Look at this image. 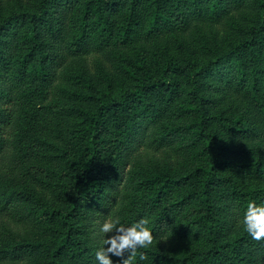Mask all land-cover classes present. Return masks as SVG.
<instances>
[{
    "label": "trees",
    "instance_id": "trees-1",
    "mask_svg": "<svg viewBox=\"0 0 264 264\" xmlns=\"http://www.w3.org/2000/svg\"><path fill=\"white\" fill-rule=\"evenodd\" d=\"M250 201L264 0H0V264H98L100 226L141 218L130 264H264Z\"/></svg>",
    "mask_w": 264,
    "mask_h": 264
},
{
    "label": "clouds",
    "instance_id": "clouds-1",
    "mask_svg": "<svg viewBox=\"0 0 264 264\" xmlns=\"http://www.w3.org/2000/svg\"><path fill=\"white\" fill-rule=\"evenodd\" d=\"M147 223L145 218L130 225L121 223L118 219L106 220L99 231L111 235L103 238V245L107 247L101 246L95 253L98 264H114L112 256L122 257L123 264H130L137 250L148 247L153 241V234L146 226ZM243 225L253 240L264 238V204L250 201L243 215Z\"/></svg>",
    "mask_w": 264,
    "mask_h": 264
},
{
    "label": "rangeland",
    "instance_id": "rangeland-1",
    "mask_svg": "<svg viewBox=\"0 0 264 264\" xmlns=\"http://www.w3.org/2000/svg\"><path fill=\"white\" fill-rule=\"evenodd\" d=\"M219 28L222 29L221 26H219ZM167 37H168L167 35H164V36L158 38V42H160V43L163 42ZM98 58L103 59V61L107 65L108 69L111 72H113L112 63L107 60L105 54L101 55V56H98ZM237 179L244 186H246L248 184L252 185V184L255 183V180L246 179L245 177L241 176L240 174L237 175ZM238 228H239V225L235 224L233 227H230V228L227 229V233H229V236H230V234L232 232L238 230ZM199 240L200 239H195V238H192V237H188L184 241H180V242L171 241V242H168L167 245L169 246V248H172L176 254H181L183 252H186L187 249H190V246H196V244L199 242Z\"/></svg>",
    "mask_w": 264,
    "mask_h": 264
}]
</instances>
